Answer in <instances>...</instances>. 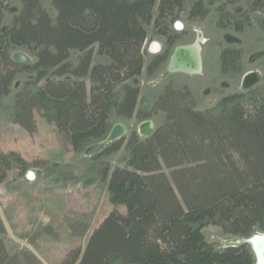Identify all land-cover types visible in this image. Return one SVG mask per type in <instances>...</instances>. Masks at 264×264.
Returning a JSON list of instances; mask_svg holds the SVG:
<instances>
[{
    "label": "trees",
    "instance_id": "trees-1",
    "mask_svg": "<svg viewBox=\"0 0 264 264\" xmlns=\"http://www.w3.org/2000/svg\"><path fill=\"white\" fill-rule=\"evenodd\" d=\"M3 1L0 106L17 76L26 75L14 96L11 120L28 135L36 131L38 114L80 154L108 137L112 114L139 122L163 115L147 137L132 132L97 155L122 149L128 155L125 168L100 171L113 209L83 251L61 264H256L249 245L218 249L202 231L210 225L241 240L264 234V87L259 98H222L214 114L196 111L189 89L172 84L149 109H140V89L129 84L167 63L181 38L170 25L189 0H19L18 12L2 27ZM240 1L225 0L216 9L217 29L241 33L249 25L248 15L237 20L227 11ZM245 2L248 14L264 13V0ZM208 14L203 1L194 0L187 18L203 21ZM148 27L165 48L145 66ZM95 46L107 63L92 65ZM9 48L25 49L33 61L14 62ZM72 54H77L75 65ZM240 59V51L223 49L221 73L239 71ZM27 168L19 154L0 152V184L10 171L23 174ZM0 264H23L1 240Z\"/></svg>",
    "mask_w": 264,
    "mask_h": 264
},
{
    "label": "rangeland",
    "instance_id": "rangeland-1",
    "mask_svg": "<svg viewBox=\"0 0 264 264\" xmlns=\"http://www.w3.org/2000/svg\"><path fill=\"white\" fill-rule=\"evenodd\" d=\"M202 1L209 11L206 19L198 21L187 18V12L194 2L189 0L178 19L170 25L172 32L181 36L171 49V55L177 47L194 45L198 41L196 33L201 32L200 74H168L169 60L150 77L143 72L139 78L129 82L140 89L138 108L149 109L167 84H172L177 90L187 87L192 94L195 110L212 111L214 114L218 113V103L224 97L235 94L261 97L264 87V30L261 22L264 13L248 14L245 0L229 6L227 11L234 19L239 20L242 14L249 18V25L244 31L235 33L231 29L220 30L215 26L216 9L225 0ZM2 6V27H5L18 12L20 3L19 0H4ZM44 6L54 16L47 2ZM175 22L182 24L181 30L174 28ZM147 34V41L143 45L145 66L165 48L164 40L156 36L151 27L147 28ZM153 43L159 47L155 53L150 51ZM223 49L240 51L239 69L236 68L239 71L221 73L219 56ZM8 54L14 62L33 61L31 54L23 48H9ZM76 58L77 54H72L70 63L75 65ZM107 62L105 57L97 55L95 46L92 65ZM26 80L24 74L17 76L10 94L0 106V152H15L28 163L25 173L12 170L0 184V240L7 253L18 256L23 264H61L68 257L70 259L73 253L83 251L90 234L113 209L108 203L106 184L101 181L100 171L106 167L110 174L116 168H125L128 155L123 149L110 156L97 155L132 132L139 136V127L145 123L152 124L155 130L162 122L163 115L139 122L135 119H118L112 114L108 137L103 142L91 143L82 153L75 154L67 138L38 114L34 117L36 131L33 135H28L12 123L14 96ZM84 81L89 90V81ZM28 173L34 176L33 181L26 178ZM117 210L125 214L124 208L118 207ZM202 233L205 240L218 249L241 240L230 238L219 228L210 225Z\"/></svg>",
    "mask_w": 264,
    "mask_h": 264
},
{
    "label": "water",
    "instance_id": "water-1",
    "mask_svg": "<svg viewBox=\"0 0 264 264\" xmlns=\"http://www.w3.org/2000/svg\"><path fill=\"white\" fill-rule=\"evenodd\" d=\"M192 45H186V46H181V47H177L172 55L171 58L169 59L168 65H167V73L168 74H176L178 72H181V69L179 68V66L175 63V61H177V59L181 58L182 55L184 54L183 51L187 52L189 51L188 49H191ZM194 46V45H193ZM152 50L156 51V48H153ZM191 51V50H190ZM189 51V52H190ZM199 62V63H198ZM200 64V60L196 59L194 60V67L197 68V64ZM195 72V71H192ZM153 131V126L150 123H145L143 125H141L139 127V134L142 137H147L148 135H150ZM26 177L28 179H33V175L32 174H27ZM241 244H247L249 245L254 257H255V261L256 264H264V234H260V233H256L254 235H252L249 239L247 240H237L231 244H229L228 246L230 247H235V246H239ZM256 245V247H254ZM257 251H256V249ZM255 249V250H254Z\"/></svg>",
    "mask_w": 264,
    "mask_h": 264
},
{
    "label": "bare ground",
    "instance_id": "bare-ground-1",
    "mask_svg": "<svg viewBox=\"0 0 264 264\" xmlns=\"http://www.w3.org/2000/svg\"><path fill=\"white\" fill-rule=\"evenodd\" d=\"M199 38H201L200 36L198 37V41L194 43V46L192 45L190 48L191 49H188L189 51L184 52V54L182 55L181 58L177 59V61H175V63L179 66V68L181 69V72H178V73H185V74H189V75H199L200 72H201V55H200V44H202V41L199 40ZM200 60V64L196 63L197 64V68L194 67V60ZM192 71H195V72H192ZM30 174V173H28ZM27 178V177H26ZM31 181L34 180V176H33V179H30ZM256 247V245L254 246ZM256 249V248H255ZM254 249V250H255ZM257 251V249H256Z\"/></svg>",
    "mask_w": 264,
    "mask_h": 264
},
{
    "label": "built area",
    "instance_id": "built-area-1",
    "mask_svg": "<svg viewBox=\"0 0 264 264\" xmlns=\"http://www.w3.org/2000/svg\"><path fill=\"white\" fill-rule=\"evenodd\" d=\"M174 28H175L176 30H181V29H182V24H181L180 22H175V23H174ZM196 35H197V39H198L199 36L202 38V34H201V32H197ZM153 48H156V51L152 50ZM158 49H159V47H158V45H157L156 43H153V44L151 45V47H150V51H151V52H154V53L157 52Z\"/></svg>",
    "mask_w": 264,
    "mask_h": 264
}]
</instances>
